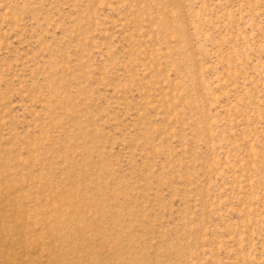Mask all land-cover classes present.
Segmentation results:
<instances>
[{
	"label": "rangeland",
	"instance_id": "374dc122",
	"mask_svg": "<svg viewBox=\"0 0 264 264\" xmlns=\"http://www.w3.org/2000/svg\"><path fill=\"white\" fill-rule=\"evenodd\" d=\"M0 264H264V0H0Z\"/></svg>",
	"mask_w": 264,
	"mask_h": 264
}]
</instances>
